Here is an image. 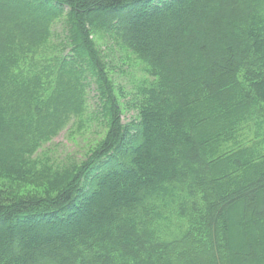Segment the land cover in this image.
I'll return each mask as SVG.
<instances>
[{
    "label": "trees",
    "instance_id": "trees-1",
    "mask_svg": "<svg viewBox=\"0 0 264 264\" xmlns=\"http://www.w3.org/2000/svg\"><path fill=\"white\" fill-rule=\"evenodd\" d=\"M0 264H264V0H0Z\"/></svg>",
    "mask_w": 264,
    "mask_h": 264
},
{
    "label": "rangeland",
    "instance_id": "rangeland-1",
    "mask_svg": "<svg viewBox=\"0 0 264 264\" xmlns=\"http://www.w3.org/2000/svg\"><path fill=\"white\" fill-rule=\"evenodd\" d=\"M188 19H191L190 15H186ZM174 21V20H173ZM143 29V26H140ZM145 29V28H144ZM168 30V29H167ZM60 31V27H56V32ZM161 38V36L156 39ZM98 47L103 50V58H107V70L111 72V79L115 85V89L118 91L123 88V92L127 94L129 91H134L137 84H140L143 78V73L140 67L131 66L127 63L124 53L116 50L115 52L106 49L107 43L101 39H96ZM112 57V58H111ZM123 93V94H124ZM93 105V101L91 103ZM135 116L133 109L125 110L123 112V122L127 123ZM97 122L91 123L90 128L86 130L82 135H78L75 132H71L72 135L67 133L68 128L58 134L54 140L45 146L46 151L50 154V157L58 163H66L69 161H81L86 156V154L96 145L98 139V128ZM157 141L161 140L158 134L153 136ZM113 202L109 200L107 203L102 205V211H107L109 205ZM102 213V212H100ZM97 212L90 217L83 218L82 222H91L95 220ZM80 223L74 224L73 228H79ZM49 239H42L40 242L43 244H48Z\"/></svg>",
    "mask_w": 264,
    "mask_h": 264
},
{
    "label": "bare ground",
    "instance_id": "bare-ground-1",
    "mask_svg": "<svg viewBox=\"0 0 264 264\" xmlns=\"http://www.w3.org/2000/svg\"><path fill=\"white\" fill-rule=\"evenodd\" d=\"M132 7V6H131ZM128 10V9H127ZM104 13V12H103ZM150 17V16H149ZM132 28V27H131ZM138 30V29H137ZM136 32V31H135ZM143 33H145V32H143ZM140 38V37H139Z\"/></svg>",
    "mask_w": 264,
    "mask_h": 264
}]
</instances>
